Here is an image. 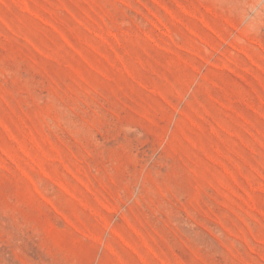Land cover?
Instances as JSON below:
<instances>
[{"label":"rangeland","instance_id":"374dc122","mask_svg":"<svg viewBox=\"0 0 264 264\" xmlns=\"http://www.w3.org/2000/svg\"><path fill=\"white\" fill-rule=\"evenodd\" d=\"M0 264H264V0H0Z\"/></svg>","mask_w":264,"mask_h":264}]
</instances>
